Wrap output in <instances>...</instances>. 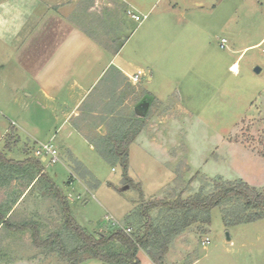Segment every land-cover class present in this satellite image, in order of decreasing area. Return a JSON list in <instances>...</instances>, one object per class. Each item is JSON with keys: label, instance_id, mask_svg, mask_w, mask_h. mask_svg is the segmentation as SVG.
I'll return each instance as SVG.
<instances>
[{"label": "rangeland", "instance_id": "374dc122", "mask_svg": "<svg viewBox=\"0 0 264 264\" xmlns=\"http://www.w3.org/2000/svg\"><path fill=\"white\" fill-rule=\"evenodd\" d=\"M132 1L151 9L139 24L121 7L125 25L123 35L130 36L128 43L137 42L150 23L153 28L157 27L156 33L157 30L162 33L161 36L156 34L155 44L164 46L167 65L172 64L166 70L165 91H159L163 94V103L151 102L153 109H147V115L143 116L145 135H140L137 143L129 147L128 175L134 182L141 183L142 199L138 191L122 184L120 168L104 159L88 164L96 175L97 186L88 185L89 189L79 186L73 190L63 184L62 178L68 175L62 161L55 164L43 161L47 166L46 174L54 177L64 193L72 194L69 202L77 221L94 235L111 225L128 229L127 222L136 231L143 223L138 212L142 201L191 197L205 190L216 177L241 178L264 191V0ZM102 11V17L111 23L107 16L110 12ZM105 21L101 22L103 28L100 32L96 30L95 36L108 42L114 37L115 29L108 23L107 27ZM95 22L100 24V21ZM221 38L227 41L225 48L219 46ZM235 60L238 63L236 72L229 68ZM255 67L260 71L255 72ZM154 77L152 85L158 88V76ZM129 98L127 103L132 104V99L144 103L142 99L146 101L150 97L133 91ZM176 104L187 111L176 109ZM4 108L0 100V136L3 137L11 117ZM127 110L122 108L121 111ZM112 117L115 115L101 116L87 111L78 114L74 122L86 134L95 136L101 122L105 133L108 132L115 122L111 121ZM123 117L119 115L118 119ZM20 135L23 140L24 134ZM21 149L22 143L17 142L9 155L20 159ZM27 150L32 155L30 149ZM145 150L154 155L145 154ZM9 175L8 171L0 170V211L7 216L15 207L10 216L13 223L34 221L43 236L60 230L67 247H71L75 241L62 229L63 218L52 192L35 194L32 191L21 197L28 186L29 173ZM128 206L130 209L125 215ZM127 214L131 218L128 219ZM150 214L158 223L166 213L152 209ZM108 216L119 225L113 224L112 219L107 220ZM195 228L191 226L181 234L182 239L172 241L167 261L179 256L171 264H264V219L227 226L220 208L214 207L208 229L198 234ZM206 237L208 242L203 245ZM143 252L146 253L141 249L138 257L141 264H146ZM0 264L67 262L55 251L35 248L29 230L13 236L0 225ZM79 264L102 263L85 258Z\"/></svg>", "mask_w": 264, "mask_h": 264}, {"label": "crops", "instance_id": "0c3cea01", "mask_svg": "<svg viewBox=\"0 0 264 264\" xmlns=\"http://www.w3.org/2000/svg\"><path fill=\"white\" fill-rule=\"evenodd\" d=\"M121 7L125 10L131 7L140 13H149L151 9L147 10L144 4L139 5L132 0H0V100L11 116L8 129L4 128L5 136H0V143L4 140L0 149L8 146L6 156L23 161L35 158L27 149L32 152L38 142L50 141L57 148L68 175L62 178L63 184L72 190L79 186L89 189L73 170V162H80L96 178L88 164L91 161L99 163L103 159L86 133L74 122L78 114L88 111L101 116L130 115L129 110L135 113V108L142 103L135 99L130 100L134 103H127L133 91H141L143 97H150L146 101L142 99L144 114L153 109V100L160 101V105L163 103V94L159 93L165 91L166 70L172 64L167 65L164 46L155 44L156 34L161 36L162 33L159 30L156 33L154 29L157 27L153 28L154 25L148 23L137 42L130 45V36L123 35L125 25ZM102 10L110 12L107 16L111 23L102 17ZM95 21H100V24ZM102 21L115 29L114 37L108 42L95 36L96 30L100 32L103 28ZM126 48L129 49L123 52ZM234 65L238 68L237 60L229 65L236 72L232 69ZM153 73L158 76V88L152 85L155 80ZM135 74L139 75L137 82L129 78ZM176 106L180 111H187L179 104ZM122 108L128 110L124 112ZM97 132L105 134L103 122L98 124ZM145 132L142 129L129 147L137 143ZM20 133L24 134L23 140ZM17 142L22 143L20 159L9 155ZM144 153L154 155L147 150ZM44 168L46 172L47 166ZM71 174L74 176L70 178ZM48 176L58 186L54 177ZM55 177L59 175L55 174ZM34 183L35 179L25 187L21 197L32 193ZM68 194L71 193H64L67 198ZM128 207L125 215L130 209ZM14 208L10 209L7 217L10 218ZM20 233L11 232L13 236ZM182 235L174 239H182ZM144 255L146 264H154L146 253ZM166 255V264L179 258L167 261Z\"/></svg>", "mask_w": 264, "mask_h": 264}, {"label": "trees", "instance_id": "16d2710c", "mask_svg": "<svg viewBox=\"0 0 264 264\" xmlns=\"http://www.w3.org/2000/svg\"><path fill=\"white\" fill-rule=\"evenodd\" d=\"M124 116L121 119H118L119 115L112 117L111 121L115 122L105 134L86 136L108 164L120 168L122 184L138 191L142 199L141 183L134 182L128 171L129 145L145 126L144 118L134 112ZM5 149H0V170L8 171L11 177L29 173L28 184L35 179L32 191L52 192L63 218L62 229L66 231L65 234H71L70 237L75 243L67 247L64 234L60 230L43 236L34 221L13 223L3 211H0V225L11 232L29 230L35 248L55 251L67 264H79L85 258L96 259L102 264H141L138 257L141 249L154 264H166L164 258L173 239L193 225L196 226L198 234L204 233L210 224V212L214 207L220 208L227 226L264 219V191L261 188L254 187L241 178L226 180L216 177L205 186V190H200L191 197L170 201H142L138 212L143 223L136 231L127 222L129 233L119 226L111 225L106 231L94 235L76 221L68 198L46 174L40 158L16 161L6 156ZM72 166L87 185L97 186L95 177L80 162L74 161ZM152 209L164 210V219L156 223L150 214ZM130 216L127 214L128 219Z\"/></svg>", "mask_w": 264, "mask_h": 264}, {"label": "built area", "instance_id": "2783aa9c", "mask_svg": "<svg viewBox=\"0 0 264 264\" xmlns=\"http://www.w3.org/2000/svg\"><path fill=\"white\" fill-rule=\"evenodd\" d=\"M126 14L135 22H142L143 20H145L147 18V13H140V12H136L134 9H132L131 7L126 8L125 10ZM226 39L225 38H221L220 39V47L221 48H225L226 47ZM132 81L137 82L139 81V75L135 74L133 76L129 77ZM33 156L36 158H40V159H45V161L48 162V164H55L58 162H61L59 153L57 148L54 146V144H52L50 141L49 142H38L36 144V146L33 148L32 150ZM74 175L71 174L70 178L73 177ZM72 195L68 194V199H71ZM77 198H79L77 196ZM107 220L112 219L113 224H118L116 220H114L112 217L108 216L106 217ZM119 225V224H118ZM126 232L129 231V229H125ZM205 242H208V238L206 237L205 240L202 242L203 245Z\"/></svg>", "mask_w": 264, "mask_h": 264}, {"label": "water", "instance_id": "95a60500", "mask_svg": "<svg viewBox=\"0 0 264 264\" xmlns=\"http://www.w3.org/2000/svg\"><path fill=\"white\" fill-rule=\"evenodd\" d=\"M255 72H259L260 68L259 67H255L254 69ZM144 110H145V104H140L135 108V113L139 116H142L144 114ZM42 161H45V159L43 158ZM227 238L229 239V237L227 236Z\"/></svg>", "mask_w": 264, "mask_h": 264}, {"label": "bare ground", "instance_id": "6f19581e", "mask_svg": "<svg viewBox=\"0 0 264 264\" xmlns=\"http://www.w3.org/2000/svg\"><path fill=\"white\" fill-rule=\"evenodd\" d=\"M232 69L237 70V65H234Z\"/></svg>", "mask_w": 264, "mask_h": 264}]
</instances>
